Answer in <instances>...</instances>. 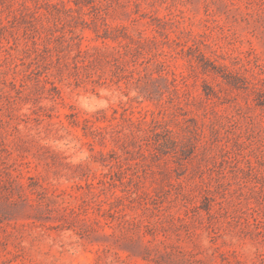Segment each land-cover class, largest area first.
Masks as SVG:
<instances>
[{
	"label": "rangeland",
	"instance_id": "obj_1",
	"mask_svg": "<svg viewBox=\"0 0 264 264\" xmlns=\"http://www.w3.org/2000/svg\"><path fill=\"white\" fill-rule=\"evenodd\" d=\"M0 264H264V0H0Z\"/></svg>",
	"mask_w": 264,
	"mask_h": 264
}]
</instances>
